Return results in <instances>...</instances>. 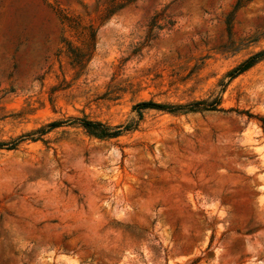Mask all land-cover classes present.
<instances>
[{"label": "rangeland", "instance_id": "obj_1", "mask_svg": "<svg viewBox=\"0 0 264 264\" xmlns=\"http://www.w3.org/2000/svg\"><path fill=\"white\" fill-rule=\"evenodd\" d=\"M126 1L0 0V264H264V0Z\"/></svg>", "mask_w": 264, "mask_h": 264}, {"label": "trees", "instance_id": "obj_2", "mask_svg": "<svg viewBox=\"0 0 264 264\" xmlns=\"http://www.w3.org/2000/svg\"><path fill=\"white\" fill-rule=\"evenodd\" d=\"M135 0H127L126 4H129ZM116 8H113V10H110L109 13L114 12ZM264 57V51L258 52L254 55H251L249 58L244 60L242 63H240L238 66H236L233 70H231L228 73V76L230 78H235L236 76L244 73L248 69H250L252 66H254L259 60H261ZM220 104V96H217L212 101H197L194 103H190L187 105L182 106H167L162 104H156L151 101L147 102H140L136 104L134 109L137 111L138 120L141 119V110L144 109H161V110H174V109H186L189 111H201V110H211L215 111L218 108V105ZM71 121V123L78 124L81 128H83L87 133L92 134L94 136H97L98 138H115L121 134L123 130H131L136 125V123L133 124V126H125L122 128L121 125L110 127L100 121H93L86 118L82 119H72L68 120ZM66 122H52L49 124V129L55 128L60 126L61 124ZM18 142V139L13 140L10 144L0 143V148L2 147H8L9 149H12L16 146V143Z\"/></svg>", "mask_w": 264, "mask_h": 264}]
</instances>
